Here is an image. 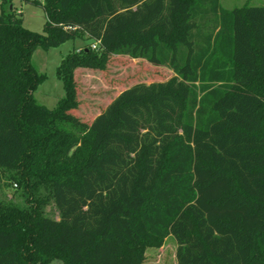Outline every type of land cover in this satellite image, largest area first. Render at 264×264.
<instances>
[{
	"label": "trees",
	"instance_id": "obj_1",
	"mask_svg": "<svg viewBox=\"0 0 264 264\" xmlns=\"http://www.w3.org/2000/svg\"><path fill=\"white\" fill-rule=\"evenodd\" d=\"M0 264H264V7L220 0H0ZM82 40L56 68L53 109L32 55ZM97 43L96 48L91 45ZM113 56L173 74L122 91L90 124L74 73ZM52 204L57 216L46 213Z\"/></svg>",
	"mask_w": 264,
	"mask_h": 264
},
{
	"label": "rangeland",
	"instance_id": "obj_2",
	"mask_svg": "<svg viewBox=\"0 0 264 264\" xmlns=\"http://www.w3.org/2000/svg\"><path fill=\"white\" fill-rule=\"evenodd\" d=\"M1 2V1H0ZM264 7V0H220V6L226 10L242 6ZM12 6L22 18V26L30 31L41 33L45 22L44 11L37 6L21 0H12ZM82 40L67 41L57 48L35 49L32 63L46 79L34 92L36 101L48 109H53L64 96L62 82L56 76L60 61L73 49L85 47ZM173 76L167 68H157L143 60L113 56L103 71L77 69L74 73L78 106L71 113L81 121L90 124L124 90L137 83L164 82ZM18 187L9 182L1 183L0 197L21 204ZM46 213L56 217L52 204L46 206ZM176 243L169 237L161 248L147 249L144 264H176ZM50 264H62L53 261Z\"/></svg>",
	"mask_w": 264,
	"mask_h": 264
},
{
	"label": "built area",
	"instance_id": "obj_3",
	"mask_svg": "<svg viewBox=\"0 0 264 264\" xmlns=\"http://www.w3.org/2000/svg\"><path fill=\"white\" fill-rule=\"evenodd\" d=\"M96 45H97V43L92 44V45H91V48H92V49H95V48H96Z\"/></svg>",
	"mask_w": 264,
	"mask_h": 264
}]
</instances>
